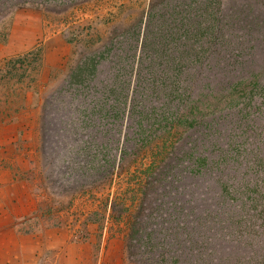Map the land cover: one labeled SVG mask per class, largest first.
I'll list each match as a JSON object with an SVG mask.
<instances>
[{"label": "rangeland", "instance_id": "rangeland-1", "mask_svg": "<svg viewBox=\"0 0 264 264\" xmlns=\"http://www.w3.org/2000/svg\"><path fill=\"white\" fill-rule=\"evenodd\" d=\"M224 1L227 3L225 8L230 12L235 8L241 10L252 6L251 12H246L248 16L242 18L245 24L254 28L252 37L244 31H234L238 36L246 37V45H255L256 54L248 62L247 73L257 71L260 76L257 79L260 83L264 82V0ZM15 2L17 1L0 3V52H3L0 53V114L3 113L7 118L22 113L18 115L21 119V131L12 146L0 145V197L13 187L3 184V178L6 180L5 178L15 174L25 182L23 185H16L23 190L26 186L33 194L30 202H26L20 199L25 195L19 189L17 194L20 195V200L17 199L15 205L10 200V204H6L2 198L3 207L17 208L21 212L17 215L4 214L3 217L12 220L14 228L23 234L55 227L51 238L42 239L48 246L51 258L55 257L53 264H70L68 251L64 255V241L67 246H73L72 252L75 255L78 254L76 263L73 264H200L199 259L207 261L208 252L213 247L216 248L214 257L218 253L221 255V252V257H227L230 251L224 253L227 246L222 242V235L210 231L209 228H215L210 224L212 217H206L205 204L199 206L197 202V197L203 194L205 186L219 189L215 178L203 170L190 172L189 169L182 174L166 172L164 163L168 157L163 156L169 149L178 148V145L186 147L193 144L196 138L193 130L186 133L182 127L170 132L168 128L158 130L146 146L135 145L130 151L134 155L127 156L126 160L120 161L119 149L118 162L108 179H100L93 173L94 177L78 182L73 180L69 172L66 173L67 168L59 159L58 147L50 142L44 143L47 134L43 131V126L54 114L51 110L46 116L44 108L48 103L51 104L52 88L56 85L59 90L66 88L72 73H77L78 65L87 57L99 54L102 50H110L112 61L100 64L96 79L92 81L90 77L80 82L81 85H88L87 90L90 92L97 88L95 84L103 86L112 79L115 70L118 55L115 49H123L117 43L119 34L132 32L139 27L141 39L134 72L133 75L127 72L124 78L129 98L126 114L122 118V132H125L128 122H132L133 126L137 125L139 118L130 117L129 114L132 88L139 62L142 64L141 46L148 18H158L150 16V11L154 5L155 8L162 6L163 0H74L44 7L15 5L11 8ZM167 3L168 1L165 4ZM168 8L171 10L170 5ZM176 10H179L178 3ZM34 22H38L40 27L36 28ZM132 50L136 48L133 47ZM214 71L221 75L228 70L215 68ZM234 73L237 74V71ZM252 80L255 84L254 75H250L247 82ZM129 81L131 88L128 90ZM80 91H83L82 88ZM100 93L102 91H98L93 98L99 97ZM253 96L257 100L261 95ZM101 98L102 95L99 99ZM256 111L258 112L251 116L247 112L240 114L243 122L246 121L245 117H251L249 123L253 131L257 115L264 118L261 109L257 108ZM233 117L234 125L241 124L235 122L236 116ZM154 120L151 119L152 122ZM4 124V119L0 117V140L8 132ZM160 124L163 127L164 122ZM236 132L243 138H250L252 135L247 126H239ZM69 137L73 139L71 135ZM173 175H177L179 179L176 180ZM176 206L180 212L184 206L196 216H201L202 227L205 229L198 226L196 221L195 226L199 228V232L191 229L195 226L189 225L181 236L178 231L181 220L178 217L176 222H172L174 212L178 211ZM31 207V214H27L26 210ZM169 217L173 220L168 219ZM168 227L174 228L173 235L168 230L166 234ZM66 230L73 234L71 241L69 234L65 238ZM150 232H153L152 237ZM211 234L218 236L214 244ZM193 242L204 245L194 247ZM236 245L242 248L241 240ZM238 246L236 251L239 250ZM13 250L7 256L0 254V264H50L47 255L43 263H38V256H33L31 252L23 256L21 251L22 256L18 257V247L14 246ZM256 250L255 246H246L242 253L247 258L252 255L262 256L264 242H258V255L253 254ZM214 263L215 261L212 264ZM260 264H264V260Z\"/></svg>", "mask_w": 264, "mask_h": 264}, {"label": "trees", "instance_id": "trees-1", "mask_svg": "<svg viewBox=\"0 0 264 264\" xmlns=\"http://www.w3.org/2000/svg\"><path fill=\"white\" fill-rule=\"evenodd\" d=\"M7 1L14 0H0V3ZM15 1L11 8L15 5L44 7L74 0ZM174 1L179 4V10ZM226 4L224 0H163L162 6H152L150 16L158 18H148L146 24L141 46L142 64L139 62L129 109L130 117L139 118L137 125L128 122L122 132V118L129 98L124 78L127 72L132 75L134 72L141 39L139 27L118 35L117 43L123 49H115L118 54L115 70L112 79L103 86L95 84L98 89L90 92L89 86L80 82L90 77L92 81L96 79L100 64L112 61L110 50L87 57L78 65L77 73H72L66 88L59 90L57 85L52 88L51 104L44 108L45 115L51 110L54 114L43 126L47 134L44 143L58 147L66 173L78 182L94 177L93 173L100 179L109 177L118 162L119 149L120 161L126 160L127 156L134 155L130 151L135 145L146 146L158 130L168 128L170 132L181 127L185 133L193 130L196 136L193 144L178 145L163 156L168 157L164 163L166 172L182 174L189 169L190 172L203 170L215 178L219 189L205 186L203 194L196 196L197 202L199 206L205 204L206 217H212L210 224L215 228L208 227L210 231L222 235V242L227 246L224 253L230 251L227 257H221L223 252L214 257L216 248L213 247L207 261L199 259V262L260 264L264 260V255H258V242H264V118L254 116L257 124L253 131L249 123L251 117H245L243 122L240 114L247 112L251 116L259 108L264 115V82L257 79V76L260 78L257 71L248 74V62L256 54L255 45H246V37L235 32L254 33V28L242 19L248 16L246 12H251L252 6L230 12ZM133 47L136 50H132ZM215 68L228 71L217 75ZM250 75L256 77L255 84L253 80L247 82ZM130 88L129 81L128 90ZM98 91H102V98H93ZM254 94L261 96L254 100ZM233 116L237 117L235 122L241 124L234 125ZM239 126L251 129V137L243 138L236 132ZM173 177L179 179L177 175ZM175 209L178 211L173 214L174 220L168 219L174 223L179 217L181 236L187 226H195L196 221L202 227V217L191 209L184 206L181 212L178 206ZM191 229L199 232L197 226ZM167 230L173 235L174 228L168 227L166 234ZM211 235L214 244L218 236ZM239 240L242 248L236 245ZM193 243L198 248L204 245ZM246 246H255L257 250L253 254L258 256L244 257L242 250Z\"/></svg>", "mask_w": 264, "mask_h": 264}, {"label": "crops", "instance_id": "crops-1", "mask_svg": "<svg viewBox=\"0 0 264 264\" xmlns=\"http://www.w3.org/2000/svg\"><path fill=\"white\" fill-rule=\"evenodd\" d=\"M38 18H32V20H37ZM35 23V27L39 28L40 26L38 25V22H34ZM37 30V29H36ZM1 54H3V52H0ZM11 53V52H8ZM17 114V113H16ZM18 115H22V113L18 114ZM18 115H14V117L8 116V122H6V115H4L3 113L0 114V117L2 119H4L5 124L7 127V131L6 133H4L3 137H1L0 140V145L3 147L4 146H9L11 145L13 142H15L14 140L16 139L15 137H17V135L19 134V131H21L20 128V117H18ZM23 131V130H22ZM1 136V135H0ZM5 137V139L3 140V138ZM0 146V147H1ZM12 146V145H11ZM6 148L4 147V150ZM8 150H10L8 148ZM3 172V171H2ZM5 173V171H4ZM18 173V172H17ZM6 180H4L3 178V184H5L8 187H12V190L3 193L2 198L3 200H5L6 204H10V202L15 205L18 200H24L26 202H30V200L32 199L31 194H33V192H30L26 189L23 190L21 188V186H18L16 184H25V182L19 178L16 174L12 175V176H8L7 178H5ZM10 189V188H9ZM23 190L22 195H25L24 198H19V194H17L20 190ZM3 191V190H2ZM2 198L0 197V254L2 255H9L10 252H14L13 248L14 246L18 247V254L17 256L20 257L21 255V251H23V256L25 253L27 252H31L33 254V256L37 257L38 256V263H43L45 261L46 255H47V260L48 262L51 264H53V262L55 261V257L51 258V254L49 253V250L47 249V245L44 244L42 242L43 238H51L52 234L51 232L55 231V227L51 228V229H46V230H35L31 233H26L23 234L21 232H19L16 228H14L15 224L13 223L12 220H8L7 218L5 219V217H3L4 214H9V215H17L20 214L21 212L19 211V209L17 208H10L9 209L3 207L2 205ZM18 199V200H17ZM34 199V197H33ZM34 202V200H32V203ZM7 209V210H6ZM33 208H29L28 210H26L27 214H31ZM5 219V220H4ZM13 227V228H10ZM44 231V233L42 232ZM56 234V233H55ZM69 234V240L71 241L73 234L70 232V230H66L65 231V238L68 237ZM66 240V239H65ZM65 244V248H64V255H66L67 251L70 254V259H69V263L73 264L76 263V257L78 256V254H74L72 252L73 250V246H67L66 241H64ZM11 250V251H10ZM12 256V255H11ZM99 264V263H97Z\"/></svg>", "mask_w": 264, "mask_h": 264}]
</instances>
